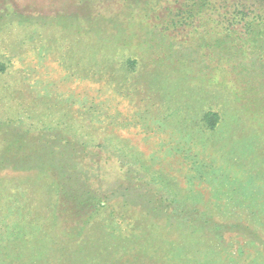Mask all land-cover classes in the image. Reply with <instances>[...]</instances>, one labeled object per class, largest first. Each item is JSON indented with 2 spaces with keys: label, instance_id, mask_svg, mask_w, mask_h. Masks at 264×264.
I'll list each match as a JSON object with an SVG mask.
<instances>
[{
  "label": "rangeland",
  "instance_id": "1",
  "mask_svg": "<svg viewBox=\"0 0 264 264\" xmlns=\"http://www.w3.org/2000/svg\"><path fill=\"white\" fill-rule=\"evenodd\" d=\"M0 264H264V0H0Z\"/></svg>",
  "mask_w": 264,
  "mask_h": 264
}]
</instances>
